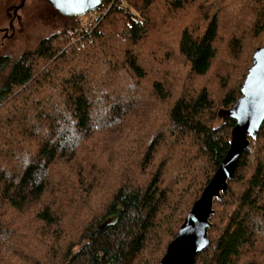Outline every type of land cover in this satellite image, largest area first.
Listing matches in <instances>:
<instances>
[{
  "label": "trees",
  "instance_id": "1",
  "mask_svg": "<svg viewBox=\"0 0 264 264\" xmlns=\"http://www.w3.org/2000/svg\"><path fill=\"white\" fill-rule=\"evenodd\" d=\"M200 1L168 0L170 18L156 27L155 0H105L86 43L70 45L64 27L16 61L0 59V73L10 70L0 86V264H161L229 151L236 122L219 124L220 107L242 96L259 48L246 52L232 41L238 65L215 72L218 90L199 88L225 26L206 10L213 0ZM253 1L264 31V2ZM179 65L187 71L172 75ZM182 78L189 90L176 97ZM144 80L166 104L158 115L167 114L168 128L146 115L142 100H129ZM3 135L14 139L4 144ZM54 167L64 175L47 179ZM214 211L211 245L196 264H264V124Z\"/></svg>",
  "mask_w": 264,
  "mask_h": 264
},
{
  "label": "rangeland",
  "instance_id": "2",
  "mask_svg": "<svg viewBox=\"0 0 264 264\" xmlns=\"http://www.w3.org/2000/svg\"><path fill=\"white\" fill-rule=\"evenodd\" d=\"M204 1L207 0H202L200 1V3H203ZM167 2L168 0H155V6L153 7L154 8L153 10L156 13H154L155 19H152V22L153 25H155L156 27L162 26L165 20L170 18V16L168 17L167 10L164 9L165 4ZM21 3L22 0H0V30H7V29L9 30L7 35L5 34V41H3L2 44H0V59L10 58V63L16 61L23 54L28 52H33L34 50H36L38 48L40 41L50 39V42H53L56 39H58V35L61 34L62 30H64V27H67L66 30H69L68 31V33L70 34L69 37H71L70 45H74L76 42L84 39L85 37H87V35H90L92 33L91 32L92 26H88L85 23L91 22V18L95 15L94 13H88L84 17L75 18L77 19V21H75V19H72V23H67L64 21V18L61 17V15L55 9H53L44 0H26L25 5L18 12L17 18L13 19L14 10ZM206 6H207L206 7L207 11L217 12L223 18L225 22V26L222 25V29H221L222 36L217 43L218 59H216L215 61L213 70L208 75V77L201 80L198 79L197 85L199 86V88L206 87L209 90L212 89L218 90L220 86V82L218 81L217 78L221 73L216 75L215 72L222 70L224 66L228 63H229V68L238 65V63L232 60V56H231L232 50L230 48L231 42L237 40V42L242 44L243 50H245L246 52H251L252 50H255L258 47L260 48L262 47V45H264V31H262L261 29L257 30V28L255 27L259 19V16L256 14L255 10L256 8L259 7V5H257V3L253 0H225V1L213 0L209 4H206ZM10 10L12 11L10 12L11 15L9 16ZM159 18H160V22H159ZM191 20L193 23L195 20L194 17ZM11 22H13V27H11ZM85 25L88 26L87 31H85L84 28ZM157 33L158 32H156L155 36L160 38L159 39L160 42H163L165 45H170L168 39H162L159 35H157ZM172 35H173V39H171V41L173 42L174 45L173 40L175 39V35L174 33H172ZM2 36L4 35L2 34L0 38ZM173 60L174 62L177 61L178 64H180V61L176 59ZM9 71L10 70H8L5 73H0V86L2 83L5 82L9 74ZM186 71L187 69L185 68L184 65H179L175 69H170V73L172 75H174L177 72L185 73ZM188 80H189L188 78H182L179 82L184 84L183 85L180 84V86H175L172 88V91L174 92L176 97L183 95V93L189 90V87L187 86ZM124 83L129 84L130 82L126 81ZM192 84L193 86L197 87L196 81L192 82ZM134 85H135L134 83L131 84L132 87ZM234 85L235 84L233 82L230 83L228 82L229 87ZM36 86L37 84L35 85L34 88H36ZM149 87H150L149 80L148 81L144 80L143 82L137 84L131 90L132 94L129 96V100L131 99L135 100L134 103L135 102L137 103V101L140 102L142 100V102L146 104L145 105L147 108L145 110L147 111L146 115L149 118L153 119L155 123L157 122V124H160V128H168L166 126L167 114H165V117L158 115V112L165 110L166 104H162V100L157 98L155 95L151 94L150 90L148 89ZM133 91L135 93H133ZM221 91L223 90L221 89ZM28 93H34V91H32L31 89V92ZM16 96H18V94ZM171 102L169 103L168 106L171 105ZM220 108H221L220 110L227 109L225 107H220ZM45 110L49 116L50 114L52 115L55 114L52 112V110L50 112L49 107H46ZM59 111L61 112L62 109H59ZM136 118L138 119V116H136ZM218 123L222 124V122H220L219 120ZM28 127L30 129L33 127L35 128V130H37L40 133H42L44 129V128L42 129V127L40 126L39 123H37L36 120H31L28 123ZM74 133L75 132H73V134ZM2 139H3L2 141L5 140L9 141L10 139L13 140L14 137L3 135ZM8 141H5L4 144L8 143ZM20 142L21 141H19V143ZM28 147L29 144L25 146V148ZM9 148L10 147L7 146V149ZM180 154L181 153H179L176 156L175 159L176 164L178 163V158ZM165 158L166 155L163 154L162 156L159 157L158 162H160L161 160L163 161ZM4 161L5 160L2 157H0V163ZM19 163L21 164V166L26 164V162L21 160H19ZM175 165L171 167L172 169L174 168L173 170H175L173 174H176L178 172L174 167ZM63 175H64L63 168L54 167L53 175L52 176L48 175L47 179H50L51 177H60ZM189 175L190 173L187 171L185 176L188 177ZM55 184H56L55 188L57 189L60 183L59 181H56ZM210 231H209V237H210ZM155 242L158 243L159 240ZM148 244L150 245V242H148Z\"/></svg>",
  "mask_w": 264,
  "mask_h": 264
},
{
  "label": "water",
  "instance_id": "3",
  "mask_svg": "<svg viewBox=\"0 0 264 264\" xmlns=\"http://www.w3.org/2000/svg\"><path fill=\"white\" fill-rule=\"evenodd\" d=\"M26 0L14 10L13 19ZM64 17L79 18L97 12L105 0H44ZM13 27V22H11ZM8 29L5 32L8 33ZM220 122H236L230 133L229 151L200 199L195 202L184 220L176 238L169 245L161 264H196L199 254L211 245L216 202L226 193L234 179L241 157L250 147L251 139L257 140L264 124V46L258 48L242 86V96L228 109L218 114Z\"/></svg>",
  "mask_w": 264,
  "mask_h": 264
},
{
  "label": "built area",
  "instance_id": "4",
  "mask_svg": "<svg viewBox=\"0 0 264 264\" xmlns=\"http://www.w3.org/2000/svg\"><path fill=\"white\" fill-rule=\"evenodd\" d=\"M100 11V10H99ZM96 13V12H95ZM94 13V14H95ZM107 12L105 10H101L99 13L95 14L92 18H91V24L90 23H85L87 24L88 26H92V31L95 29V27L97 26L98 22L102 19V15H105ZM88 26H84L85 28V31H87V27ZM89 35H87V37H85L84 39L78 41V42H82V43H85V39L88 38Z\"/></svg>",
  "mask_w": 264,
  "mask_h": 264
},
{
  "label": "flooded vegetation",
  "instance_id": "5",
  "mask_svg": "<svg viewBox=\"0 0 264 264\" xmlns=\"http://www.w3.org/2000/svg\"><path fill=\"white\" fill-rule=\"evenodd\" d=\"M4 34H6V35H7V32H5Z\"/></svg>",
  "mask_w": 264,
  "mask_h": 264
}]
</instances>
